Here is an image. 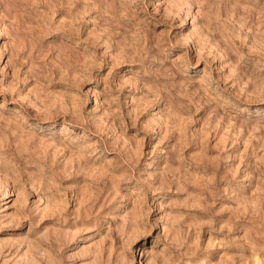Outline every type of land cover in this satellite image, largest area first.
Here are the masks:
<instances>
[{
	"label": "rangeland",
	"instance_id": "1",
	"mask_svg": "<svg viewBox=\"0 0 264 264\" xmlns=\"http://www.w3.org/2000/svg\"><path fill=\"white\" fill-rule=\"evenodd\" d=\"M0 264H264V0H0Z\"/></svg>",
	"mask_w": 264,
	"mask_h": 264
}]
</instances>
